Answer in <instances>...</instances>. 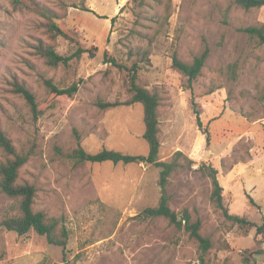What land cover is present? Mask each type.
<instances>
[{"label": "rangeland", "instance_id": "obj_1", "mask_svg": "<svg viewBox=\"0 0 264 264\" xmlns=\"http://www.w3.org/2000/svg\"><path fill=\"white\" fill-rule=\"evenodd\" d=\"M40 1L67 10L58 24L80 42L59 36L57 50L68 56L85 51L68 65L50 66L33 47L38 39L51 41L44 19L0 0V126L28 156L20 180L36 187L34 209L65 224L70 236L64 248L34 230L22 236L0 227V264H203L199 243L184 228L163 217H139L159 203V167L72 156L80 145L90 153L149 151L141 103L98 105L132 97L130 71L112 59L138 63L139 82L160 94L159 159L171 162L176 151L184 153L170 177V204L201 221L200 232L212 242L204 264H244L249 251L255 264H264L263 236L214 207L211 180L199 170L202 163L217 167L228 211L264 225V44L240 30L262 26L264 6L245 10L235 0ZM206 47L210 55L191 84L173 68V58L193 62ZM43 77L80 87L73 97L48 100ZM16 80L34 90L38 117L15 91ZM201 85L216 90L204 94ZM251 172L254 187L245 176ZM19 213L18 202L0 191V220Z\"/></svg>", "mask_w": 264, "mask_h": 264}, {"label": "trees", "instance_id": "obj_2", "mask_svg": "<svg viewBox=\"0 0 264 264\" xmlns=\"http://www.w3.org/2000/svg\"><path fill=\"white\" fill-rule=\"evenodd\" d=\"M235 2L239 7L245 10H251L253 8H260L264 6V0H235ZM10 3L17 9L35 12L44 19L43 25L46 27V32L48 33L51 41L38 39L33 47L50 66L57 67L60 64L68 65L69 61L73 59V57H80L85 51L83 48H78L75 54L68 56L61 54L57 50L56 40L59 36H63L70 41H75L77 45H80L78 40H75L73 36L64 31L58 24V19H63L67 16V10H65L64 13L58 12L40 0H10ZM240 30L252 37H256L260 43L264 44V24L262 26L249 25L240 27ZM209 55V47H206L200 56L195 57L193 62L184 61L175 55L173 58V68L180 72L183 76L187 77L189 83L193 84L201 76ZM143 57L147 58L148 56L147 54H144ZM110 61L113 64L127 68L130 71V90L132 92V97L125 102H98V105L105 109L122 104L130 105L136 102L141 103L144 107L143 118L145 123L143 137L149 145V151L147 154H131L114 149L103 148L96 153H90L80 145L74 150L72 156L78 162L90 161L94 163H102L109 161L114 164L145 163L153 164L159 167L161 169L159 185L162 190L159 203L156 206L146 207L139 214V217H163L167 219L169 223L176 225L178 228H184L189 233L190 237L199 243L203 253L201 261L204 264L205 260L203 255L210 250L212 242L209 237L204 236L200 232L201 221H195L192 213L187 208L178 212L173 209L170 204L171 197L168 192L170 177L180 166L178 158L180 156H184V153L176 151L175 159L171 162L159 159L160 148L162 145L160 139V94L157 92H151L146 86L139 82L140 68L138 63L135 62L132 66H127L120 64L115 59ZM230 72L231 74H235L237 72L234 64L231 65ZM43 81L49 94L48 100H54L59 96L64 95L73 97L80 87L79 82H75L69 87H60L51 78L43 77ZM13 84L15 86V91L26 99L34 116L38 117L40 114V105L34 90L23 81L16 80ZM201 88L204 89V94H212L216 90L211 86L203 87V85H201ZM261 98H264V95L261 96ZM193 104L197 115L198 125L200 128H203L204 124L201 118V110L196 107L195 103ZM204 132L207 133V141L209 142L210 134L206 127L204 128ZM0 150L2 151L0 154V191L15 199L20 208V213L18 215L0 220V227L16 232L22 236L34 230L40 235H45L50 243L66 248L70 236L68 228L65 224H61L58 219L49 217L44 211H36L34 209L37 195L36 187L29 182H22L20 180L21 169L28 161V156L18 151L13 139L1 126ZM199 170L203 175L208 176L211 180L212 191L210 194V201L214 207L222 210L228 219L238 223L239 226L246 231L252 227H256L258 234H261L264 239V225L258 226L254 222L239 215L231 214L228 211L224 203V187L219 179V169L211 163H202L199 166ZM248 197L252 204H256V201L252 196L248 194ZM252 256L253 254L249 251V254L244 259V264H255Z\"/></svg>", "mask_w": 264, "mask_h": 264}, {"label": "crops", "instance_id": "obj_3", "mask_svg": "<svg viewBox=\"0 0 264 264\" xmlns=\"http://www.w3.org/2000/svg\"><path fill=\"white\" fill-rule=\"evenodd\" d=\"M241 170H242V169H241ZM262 171H263V170L261 169V170L258 171V172L261 173ZM230 172L232 173L231 175H233L232 177L236 176V174L234 173V170H233V171L231 170ZM220 173H221V172H219V177H220ZM229 174H230V173H229ZM252 174H253V172H251V174H247V173H246L245 176H246L247 183H249V185H251V187H252V186L254 187L255 184H256V182L254 181V179L251 178V175H252ZM237 175H238V173H237ZM257 175H258V177H260L259 174H257ZM232 177H231V178H232ZM232 179H233V178H232ZM247 185H248V184H247Z\"/></svg>", "mask_w": 264, "mask_h": 264}]
</instances>
